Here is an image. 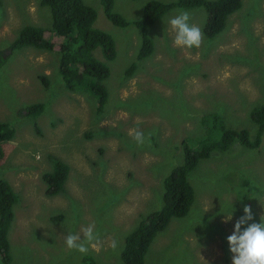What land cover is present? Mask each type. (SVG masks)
Wrapping results in <instances>:
<instances>
[{"label":"rangeland","instance_id":"rangeland-1","mask_svg":"<svg viewBox=\"0 0 264 264\" xmlns=\"http://www.w3.org/2000/svg\"><path fill=\"white\" fill-rule=\"evenodd\" d=\"M150 1L115 0L114 10L134 21ZM242 1L225 29L209 38L203 33L208 15L203 5L174 7L142 30L134 23L114 24L101 0H85L97 12L95 26L114 38L117 49L107 62L109 98L101 110L93 91L66 87L59 72L64 38L52 37L51 8L41 0L0 2V123L15 131L3 144L0 181L18 200L9 230L11 264H125L128 234L162 208L165 179L185 161L183 142L199 151L222 140L221 125L206 116L217 114L229 128L246 129L256 139L259 126L251 111L264 105V0ZM180 10L201 28L199 48L174 44L169 20ZM32 25L46 29L52 49L11 48ZM143 32L154 48L139 59ZM94 55L105 61L100 48ZM38 102L46 110L28 114L26 107ZM130 130L152 133L150 143L138 146ZM57 161L68 165V177L64 190L51 196L44 174L54 171ZM189 180L196 191L189 213L172 218L156 235L145 264H231L226 237L244 205H250L255 222L264 215V132L258 147L235 141L226 151L214 148ZM90 224L99 250L68 249L65 237L83 238L81 229ZM0 264H7L1 255Z\"/></svg>","mask_w":264,"mask_h":264},{"label":"trees","instance_id":"trees-1","mask_svg":"<svg viewBox=\"0 0 264 264\" xmlns=\"http://www.w3.org/2000/svg\"><path fill=\"white\" fill-rule=\"evenodd\" d=\"M101 1L105 14L114 24L126 26L134 23L142 30H146L148 25L162 19L174 7L190 9L203 5L208 12L204 33L209 38L222 32L229 16L243 5L242 0H177L171 2L152 0L145 6L143 17L131 21L114 10L115 0ZM41 4L49 6L52 10V37L64 38L60 50L59 72L63 76L67 89L71 92H89L84 91L85 89L93 91L97 95L99 110L103 109L109 98L105 83V79L110 75V66L107 62L114 60L117 56L114 38L95 26L97 12L85 0H41ZM143 33L145 39L138 54L139 59L149 56L154 48L151 38H147L146 32ZM45 34L46 29L42 27L25 26L11 48L15 50L33 46L50 50L54 47V42L52 37H46ZM97 48L101 49L105 61L94 55ZM134 67L135 65L128 69L129 74L134 71ZM41 79L45 85H49L47 76H41ZM25 110L30 115H39L46 108L44 109V105L38 102L27 106ZM251 112L259 126L255 140H251L250 132L246 129L238 131L229 128L225 120L221 121V117L216 114L206 116L205 119L216 121L221 125L219 127L222 132L221 141L211 147L205 146L199 151L188 147L186 141L183 142L185 161L182 165L175 167L165 179L162 208L155 209L143 217L128 234L122 253L125 264H145L147 251L156 235L166 229L172 218L184 217L189 213L196 198L195 187L189 180V175L200 160L209 158L214 148L228 150L235 141L252 147L260 145V138L264 132V105L254 107ZM204 125L206 127V121ZM14 134L15 131L10 124L0 123V161L4 156L3 143L11 140ZM68 171L66 163L57 161L54 171L44 174L49 195H57L64 190ZM234 189L236 191L235 186ZM17 201L16 193L7 182L1 180L0 255L7 264L13 261L8 254L11 251L9 230L14 221V205ZM247 202L249 201L245 203Z\"/></svg>","mask_w":264,"mask_h":264},{"label":"clouds","instance_id":"clouds-1","mask_svg":"<svg viewBox=\"0 0 264 264\" xmlns=\"http://www.w3.org/2000/svg\"><path fill=\"white\" fill-rule=\"evenodd\" d=\"M189 21L190 13L187 10H180L179 14L170 18L169 24L175 32L174 44L181 48H199L203 39L202 30L190 24ZM92 135V133L90 136L88 134L89 137ZM129 135L138 146H142L146 142L150 143L152 133L146 136L143 131L130 130ZM243 213L236 219L232 234L226 237L229 251L233 254L231 264H264V215H261L260 222H255L251 207L247 204L243 207ZM231 219L232 214L225 216V222ZM81 232L83 238L80 234H68L65 237L66 247L77 250L81 254H86L89 246L98 251L99 238L95 231V224L82 228ZM109 246L115 249L117 242L112 240Z\"/></svg>","mask_w":264,"mask_h":264}]
</instances>
